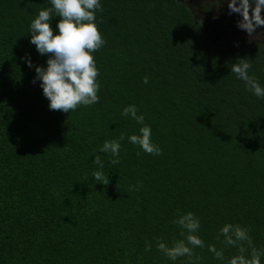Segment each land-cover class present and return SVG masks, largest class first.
Returning <instances> with one entry per match:
<instances>
[{
    "label": "trees",
    "instance_id": "16d2710c",
    "mask_svg": "<svg viewBox=\"0 0 264 264\" xmlns=\"http://www.w3.org/2000/svg\"><path fill=\"white\" fill-rule=\"evenodd\" d=\"M190 1L100 0V100L64 113L49 109L41 82L32 83L35 67L22 59L47 67L30 23L49 0H0V264H187L156 247L157 238L169 246L182 238L173 221L187 212L200 220L199 264L237 254L217 240L228 223L249 228L264 247V99L231 73L248 59L249 76L264 87V44L228 34L217 41L214 31L226 29L212 5ZM58 22L53 14L55 34ZM129 105L162 155L128 141L142 126L121 114ZM121 133L112 165L99 149ZM213 244L223 261L208 251Z\"/></svg>",
    "mask_w": 264,
    "mask_h": 264
},
{
    "label": "clouds",
    "instance_id": "9594fccd",
    "mask_svg": "<svg viewBox=\"0 0 264 264\" xmlns=\"http://www.w3.org/2000/svg\"><path fill=\"white\" fill-rule=\"evenodd\" d=\"M50 7L39 11L30 23V43L36 46L41 56H48L47 67L35 66L30 57H24L29 68L35 67L36 76L32 81H40L43 95L49 100V109L70 113L79 107H89L99 102L100 83L99 69L96 65L94 53L103 48L107 41L98 27L97 13L103 11L100 0H49ZM229 15L238 14L242 17L237 27L247 32L249 37L256 34V30L264 26V0H228ZM53 14L59 17L56 25L58 34L52 28ZM101 19L99 23H102ZM252 65L248 59H238L231 66V73L241 79L247 90L260 99H264V87L253 76H249ZM149 79L144 77V83ZM136 105H129L122 111L123 116H130L139 128V134L127 136L133 145H137L143 152L159 156L162 149L152 142L151 127L145 124V117L138 115ZM126 138L121 133L118 139L105 140L99 153L111 157L109 163L119 164L121 141ZM139 156L140 153L138 152ZM94 164L100 169L105 167L104 156L95 154ZM92 176L100 184L108 185L109 178L103 171H94ZM131 190V189H130ZM181 229V239L175 240L171 246L157 238V251L175 262L187 257V264H199L201 257L194 252L196 248H204L205 242L199 236L200 220L192 212L178 216L173 221ZM223 237V245L237 248V254L228 259L227 264H262L264 247L257 248L250 236V229L239 224H225L219 230L217 240ZM207 249L214 258L223 261L224 249H218L214 244L207 245ZM152 244L146 242L145 251L150 252Z\"/></svg>",
    "mask_w": 264,
    "mask_h": 264
},
{
    "label": "flooded vegetation",
    "instance_id": "af4514ba",
    "mask_svg": "<svg viewBox=\"0 0 264 264\" xmlns=\"http://www.w3.org/2000/svg\"><path fill=\"white\" fill-rule=\"evenodd\" d=\"M189 4H193L195 6V9L199 6L201 9L203 4H211L212 13L215 14L213 21H216L218 26L220 24L219 26L220 28H223V30L227 28L239 29L237 27V20H236V18H238L239 15L235 13L229 15L228 0H191ZM212 13L208 15L207 17L208 20H211ZM213 37H215V39L217 38L222 39L225 38L226 36H224V33L219 32L218 30V31H214Z\"/></svg>",
    "mask_w": 264,
    "mask_h": 264
},
{
    "label": "rangeland",
    "instance_id": "374dc122",
    "mask_svg": "<svg viewBox=\"0 0 264 264\" xmlns=\"http://www.w3.org/2000/svg\"><path fill=\"white\" fill-rule=\"evenodd\" d=\"M242 19L241 16H238V18H236L237 23L238 21H240ZM224 35L228 34L229 35V39H231L230 41H234V39L236 37L239 38H244L245 41L248 42H252L253 44H260L263 43L264 44V26L258 28L256 30V34L253 35L252 37H249L247 32L242 31L240 29H233V28H227L226 31H223ZM217 41H220L219 39Z\"/></svg>",
    "mask_w": 264,
    "mask_h": 264
}]
</instances>
